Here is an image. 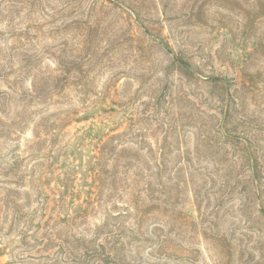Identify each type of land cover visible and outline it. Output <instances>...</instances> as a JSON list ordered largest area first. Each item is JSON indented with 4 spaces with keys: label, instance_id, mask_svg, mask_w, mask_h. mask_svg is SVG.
<instances>
[{
    "label": "rangeland",
    "instance_id": "1",
    "mask_svg": "<svg viewBox=\"0 0 264 264\" xmlns=\"http://www.w3.org/2000/svg\"><path fill=\"white\" fill-rule=\"evenodd\" d=\"M0 264H264V0H0Z\"/></svg>",
    "mask_w": 264,
    "mask_h": 264
}]
</instances>
